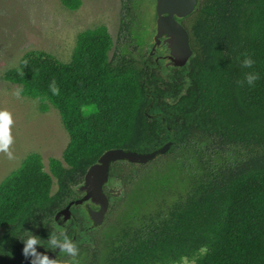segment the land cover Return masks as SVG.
<instances>
[{"label": "trees", "instance_id": "1", "mask_svg": "<svg viewBox=\"0 0 264 264\" xmlns=\"http://www.w3.org/2000/svg\"><path fill=\"white\" fill-rule=\"evenodd\" d=\"M125 1L131 18L121 28L131 33L143 22L134 0ZM61 2L70 10L82 4ZM183 24L194 55L173 73L147 51L135 55L147 32L134 45L130 34L110 57L114 42L105 25L78 34L69 62L33 50L5 71L42 112L59 110L70 140L62 159L49 158V171L43 156L31 153L0 183V264H38L25 258L20 239L38 236L43 246L36 251L46 254L50 233L76 236L78 249L54 264H264V0H199ZM244 56L252 68L241 66ZM252 71L259 74L254 86L238 83ZM167 141L171 148L148 163H112L110 179L126 189L159 163L169 165L174 186L170 175L162 177L140 207L113 220L137 193L106 187L109 229L102 235L95 227L88 243L77 208L68 227L56 224L55 213L79 197L76 187L106 150L149 152Z\"/></svg>", "mask_w": 264, "mask_h": 264}, {"label": "rangeland", "instance_id": "2", "mask_svg": "<svg viewBox=\"0 0 264 264\" xmlns=\"http://www.w3.org/2000/svg\"><path fill=\"white\" fill-rule=\"evenodd\" d=\"M151 2L152 0H134V11L143 23L139 28L133 27L131 33H126L121 24L124 19L131 17L125 16V0H82L81 6L76 10L64 6L61 0H0V111L10 112L13 119L10 126L13 143L9 149L12 157L0 152V183L20 167L31 153H40L45 169L49 171V158L62 159L70 140L59 110L50 105L48 111L42 112L38 99L22 96L20 93L19 96L14 95L19 90V85L6 81L3 78L5 71L18 66L22 57L33 50H43L62 62H69L78 34L99 25L107 26L112 35L114 45L110 57L120 50L130 34L134 36V45L139 36L147 32L146 44L154 29L155 10ZM134 25L137 26L135 20ZM145 51H149L147 45L139 47L135 55L140 57ZM188 161L193 162L192 159ZM145 171L149 174L146 179L140 177L126 189L119 181L110 182L107 186L113 187L115 191L122 190L127 194L126 197L133 192L137 193L131 206L125 205L124 199L118 201L123 202L115 211L112 220L131 207H140L138 205L150 196L153 185L161 182L164 179L162 177L171 174L169 165L159 163H150ZM169 178L172 187L176 179L171 175ZM56 187L55 184L54 191ZM107 189L105 188L106 193ZM108 229L103 223L100 233L103 235ZM2 232L3 228H0V234ZM178 264L191 263L185 260Z\"/></svg>", "mask_w": 264, "mask_h": 264}, {"label": "water", "instance_id": "3", "mask_svg": "<svg viewBox=\"0 0 264 264\" xmlns=\"http://www.w3.org/2000/svg\"><path fill=\"white\" fill-rule=\"evenodd\" d=\"M199 0H152L155 20L154 29L147 42L149 51L147 56H156V60L162 59L164 67L173 73L175 68L184 69L194 55L191 46L190 35L183 21L197 8ZM147 12V11H146ZM173 141H167L161 147L149 151L139 152L123 148H111L106 150L95 163H93L84 175L82 183L76 187L79 196L71 200L65 207L58 210L54 220L61 228L68 227L75 219L73 209L76 207H88V219L91 224L86 228L83 241L90 242L87 232L94 226H101L110 209V198L105 188L110 184L111 165L117 161H128L133 164H145L158 155L166 153ZM76 236L71 241L74 243ZM75 245V243H74ZM60 248L49 249L50 259H57ZM60 255H66L60 253Z\"/></svg>", "mask_w": 264, "mask_h": 264}, {"label": "clouds", "instance_id": "4", "mask_svg": "<svg viewBox=\"0 0 264 264\" xmlns=\"http://www.w3.org/2000/svg\"><path fill=\"white\" fill-rule=\"evenodd\" d=\"M254 61L248 57L244 56L241 61V66L243 68H252ZM259 79V74L255 71L245 73L243 81L238 83L243 85L247 84L249 87L254 86L255 82ZM53 94L58 92V89L55 85L50 86ZM14 95L19 96V90H17ZM13 124L12 115L8 111H0V152L8 155L9 158L12 157L10 152V145L13 143L12 135L10 134V126ZM36 235H30L26 239H20L24 245L23 255L25 258L30 256L38 258V264H54L55 259H50L46 254H39L36 251L37 246H43L40 240ZM49 249L55 250L57 247L60 248V253H65L70 257H75L77 255V247L74 243L67 237L64 236L62 239H58L55 234L50 233L48 238ZM32 264H37L36 261H33Z\"/></svg>", "mask_w": 264, "mask_h": 264}, {"label": "flooded vegetation", "instance_id": "5", "mask_svg": "<svg viewBox=\"0 0 264 264\" xmlns=\"http://www.w3.org/2000/svg\"><path fill=\"white\" fill-rule=\"evenodd\" d=\"M150 57H152V58L154 59L155 63H156L158 66H161L163 69L165 68V67H164V62H163L162 59H159V60L157 61V60H156V56H150ZM76 208H77V213H78V215H79V216H83V217H84V220H85V222H86V227H85V229H84V231H83V233H82V238H81V241H83V238H84V234H85L86 228L91 224V222H90L89 219H88V207L86 206L85 208H80V207H76ZM74 220H75V219H74ZM56 224H57V222H56ZM95 227H98V226H94L91 230H89V231L87 232L88 236H89V232L92 231V230H94ZM89 238H90V236H89ZM90 242H91V241H90ZM86 243H88V242H86ZM48 253H49V248L47 249V253H46V255H48ZM66 255H67V254H66ZM58 256H65V255H60V253H59ZM58 256H57V257H58Z\"/></svg>", "mask_w": 264, "mask_h": 264}]
</instances>
